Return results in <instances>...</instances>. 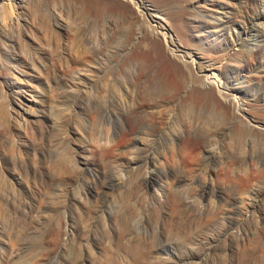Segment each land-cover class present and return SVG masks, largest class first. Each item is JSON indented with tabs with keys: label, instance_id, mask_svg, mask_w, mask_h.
<instances>
[{
	"label": "rangeland",
	"instance_id": "374dc122",
	"mask_svg": "<svg viewBox=\"0 0 264 264\" xmlns=\"http://www.w3.org/2000/svg\"><path fill=\"white\" fill-rule=\"evenodd\" d=\"M200 2L194 36L189 0H34L40 61L9 53L1 34L20 25L4 22L0 264H249L248 242L264 255V0ZM131 79L136 112L121 102ZM207 90L230 110L240 94L253 126L222 123Z\"/></svg>",
	"mask_w": 264,
	"mask_h": 264
},
{
	"label": "bare ground",
	"instance_id": "6f19581e",
	"mask_svg": "<svg viewBox=\"0 0 264 264\" xmlns=\"http://www.w3.org/2000/svg\"><path fill=\"white\" fill-rule=\"evenodd\" d=\"M32 1H34V0H0V29L5 30L4 28H2V25H4L7 22V20L10 21L12 17H13L12 18V20H13L12 23H16V24H18V26L20 25V27L18 28V33L16 34V32H14V37L12 35V38H11V36L9 38L7 34H1V40L3 42H5V43L7 41V44H9L8 45L9 46L8 47L9 48L8 49L9 50V53L11 52V54H14L15 53L14 55L22 56L23 55V52H24L23 50L25 48L24 49H21V47L23 48V47L26 46L27 49L30 47V49L32 48V51L29 52V54H31L30 58H32L33 61H35V60L36 61H40V60H38V57L39 56L37 55V52L34 50V48L32 46V43H31L33 41V38H32L33 35H31L33 33V23L30 20V16H31L30 15V12H31V10H30L31 5L30 4H31ZM37 3H39V2L37 1ZM189 3H190V6L192 7L193 10L191 12H189V15L188 14H185V19H188L189 20L188 23H189V27H190V32L194 36H196L197 34H199L200 32H202V30L200 29V22H201L200 18L205 16V14H204V11L205 10H204V8L201 7L202 4H201L200 0H189ZM36 5L39 6V4H36ZM34 6H35V4H33V6L31 8H33ZM136 6L140 8L141 5L140 4H137ZM40 8H42V7L40 6ZM32 10L34 12H35V10L37 11V9H35V10L32 9ZM34 12H31V14L34 13ZM163 15H164V13H163ZM163 15L157 9L153 13V16L154 17L160 18L162 20L165 19V17ZM165 16L171 17V19L174 22H178L179 20H181L183 18L182 14L181 15H172V14H169L167 11H165ZM217 17H222V15H217ZM52 19H54V18H52ZM52 19H51V21H52ZM55 19H56V17H55ZM47 21L48 22H51L50 21V17H49V19H47ZM47 21H44V22H47ZM12 23H11V25H12ZM13 25H15V24H13ZM48 25L49 24H47V27H44V28H48L50 26V25L49 26ZM67 25L68 24H66L65 21L56 20L51 25L52 27L51 26L50 27H51V29L54 27V29H52V30H56L57 33H59V34L60 33L65 34L66 31L68 30L67 29ZM11 27H13V26H11ZM15 29H16V27L14 28V30ZM43 29H42V31L44 32ZM51 29L50 28L47 29V30L45 29L47 32L46 31H45V33L42 32L43 34L41 36H39L38 34L37 35L39 37H41V39H44V40L45 39H48V34L47 33H48V31L50 32ZM5 31H8V30H5ZM15 34H16V38H15ZM54 35H56V34H54ZM17 36H19V38L21 40H19ZM38 36H36V37H38ZM51 39H52V42H54V43H58L60 41L59 38H58V36L57 37L55 36V37H53ZM172 40H173V38H172ZM15 43H17L18 45L17 44L15 45ZM58 44H60V43H58ZM18 46L20 47L19 49H17ZM241 49H242V47L239 45L237 47L232 48L231 51H229L228 54L231 57H235V56H237V54H239V56H240V53L239 52H240ZM32 52L34 53V56H32L33 55ZM9 53H7V58L8 59H10L11 57H13V55L10 56ZM96 56H97V53L96 52L90 51V52H88L87 60H92L94 58L96 59ZM81 60L82 61H85V58L82 57ZM98 60H99L98 62H100L101 59H98ZM101 68H102V65L100 63H98V65H96V68L93 69V70H91L86 75V78L89 81L88 83H91L93 86H95L97 84V82L100 80V77H98V76L100 74ZM129 71H130L129 74H131V73L134 74V72H132L133 70L132 71L129 70ZM101 75L102 74H100V76ZM103 76H105V75L103 74ZM97 78H99V80ZM216 79L219 81L220 88H224V87L227 88L228 87V85H229V81L228 80H222L219 77H216ZM46 80H49V78H46ZM96 80H97V82H96ZM138 87H143V86L141 84H138L133 79L130 80V82L128 83V85L124 86V89L127 92H122L123 97L121 98V102L124 105H126V108H127V111L128 112H136L138 110V108L136 107V98H137V89H138ZM113 88H114L115 92L118 93L117 88H116L115 85H114ZM128 92H130L131 94H128ZM196 92H198L200 94L199 91H195V93ZM199 94H197V95H199ZM201 95L202 96L205 95L204 98H205V102L207 104L208 103L209 104H212L215 108H217L220 111V116L222 115V118H223L221 121L224 120L222 123H226L227 121L231 120L234 123H239L240 125H244L246 127L247 126L248 127L249 126H253V123L248 120L247 115L244 113L243 106H242L243 104L241 103L242 96L240 94H232V97H233L232 106L233 107L231 108V110L227 106V103L224 102L223 100H221L220 97L216 93L213 94V91L207 90L206 92L201 93ZM193 97H194V95H193ZM196 97H198V96H196ZM225 97H231V95L230 94H227V96H225ZM232 97H231V99H232ZM158 98L159 97H156V98L153 97V100L155 102H157L158 101ZM193 99L195 101V98H193ZM191 102H193V101L191 100ZM159 113L160 114H164V110L163 109H160L159 110ZM193 125H195V123ZM223 128H224L223 126H220V128H218V130H221ZM154 134L152 133L151 135L153 136ZM212 140L213 139H211V141ZM147 141H150V142L147 143V144H145L144 146L147 147V151H151L152 152L154 150L153 149L154 148L153 144H154V142H156L158 140H157V138L153 137V138H148ZM146 158H148V157H146ZM178 196H179L180 206L181 205L183 206L184 205V201H183V198H181V194L179 193ZM181 210L183 212V209L182 208H181ZM242 248L246 249L245 257L244 258L249 259L248 260V263L249 264H264V255L259 253L257 247L254 245L253 242L252 243H249L248 242L247 244L245 243L242 246L239 245V247H238L239 252L241 251ZM240 258H242L241 255H240Z\"/></svg>",
	"mask_w": 264,
	"mask_h": 264
}]
</instances>
